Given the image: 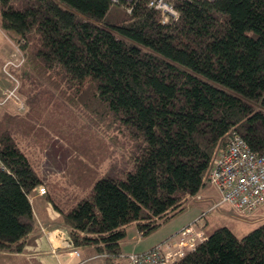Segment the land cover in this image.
<instances>
[{
    "label": "trees",
    "instance_id": "1",
    "mask_svg": "<svg viewBox=\"0 0 264 264\" xmlns=\"http://www.w3.org/2000/svg\"><path fill=\"white\" fill-rule=\"evenodd\" d=\"M148 2L135 0L128 14L111 0H0V28L44 87L28 93L26 118L0 121V264L36 229L29 195L42 179L17 138L44 97L83 110L109 149L112 131L131 143L122 169L101 174L85 137L89 155L76 162L94 175L90 192L77 199L66 188L77 199L66 209L49 197L72 247L106 264H128L129 226L145 238L185 212L234 136L264 154V0H174L178 19L166 23ZM176 264H264V222L242 238L218 228Z\"/></svg>",
    "mask_w": 264,
    "mask_h": 264
},
{
    "label": "rangeland",
    "instance_id": "2",
    "mask_svg": "<svg viewBox=\"0 0 264 264\" xmlns=\"http://www.w3.org/2000/svg\"><path fill=\"white\" fill-rule=\"evenodd\" d=\"M8 39L11 42V55L3 66L4 73L1 74L0 121L6 114L12 117L26 118L27 111H29L28 104H30L28 93L34 96L36 93L40 94L41 89L44 88L40 79H35L38 75H26L23 68L26 59L21 50V44L12 41L9 37ZM8 63L12 65L6 66ZM42 102L48 105L43 106V111H40L39 105L37 106L31 123L33 125L28 122L31 125L28 130L21 126L22 135L17 138V141L20 148L30 156L41 175L42 186L40 187L45 189L46 195L44 196H52L58 205L66 209L67 205L65 208V205L61 204L71 196L64 190L71 188L77 199L87 196L91 189L87 177L93 175L92 171L104 174L110 167L117 170L115 172H119L123 167V157L127 151L131 152V143L118 132L112 131L109 136H116L118 145L109 149L106 142L110 143L111 140L107 137L108 140L105 139L104 142L103 138L93 135L90 116L83 110L80 108L81 111L77 110L70 105L63 106L62 103L46 97ZM33 128L34 130H32ZM60 132H62V137L59 136ZM90 136L93 138L91 141L92 155H101V160L104 162L100 169L91 162L92 171L82 164L86 170L91 172V174H87L86 171L87 175L83 176L81 165L76 162V158L79 152H81L80 158L89 155L88 151H83L81 142H84L85 137L88 139ZM63 137H66L65 140ZM21 139L23 143H20ZM39 188L29 195L30 199L34 198ZM46 202L51 204L47 200ZM218 202V195L209 186L197 198H192L187 202L185 212L162 225L148 237L142 238L134 226H129L126 230L127 237L121 244L123 256L148 252L175 231L196 221L206 235L218 228H227L237 238L244 237L264 222V205L250 216L238 217L228 205H218Z\"/></svg>",
    "mask_w": 264,
    "mask_h": 264
},
{
    "label": "built area",
    "instance_id": "3",
    "mask_svg": "<svg viewBox=\"0 0 264 264\" xmlns=\"http://www.w3.org/2000/svg\"><path fill=\"white\" fill-rule=\"evenodd\" d=\"M119 1L125 5L126 12L131 13L135 0H111L112 3ZM173 1L149 0L148 8L161 14L162 23L176 21L178 12ZM9 65L12 64H6ZM0 170L6 171L1 158ZM208 181L209 186L218 195V205H228L238 217L250 216L264 205V154L253 153L242 138L234 136L227 150L214 163ZM37 191L40 196L46 195L42 187ZM205 240V232L196 221L150 251L123 256V258L128 264H176L186 254L195 251ZM69 246L72 248L70 242ZM75 254L78 256L76 251Z\"/></svg>",
    "mask_w": 264,
    "mask_h": 264
},
{
    "label": "crops",
    "instance_id": "4",
    "mask_svg": "<svg viewBox=\"0 0 264 264\" xmlns=\"http://www.w3.org/2000/svg\"><path fill=\"white\" fill-rule=\"evenodd\" d=\"M10 55L11 42L0 28V84L1 74L4 73L2 70L3 66ZM69 189L73 192L71 188ZM73 193L75 196V192ZM49 197L50 195L40 196L37 191L34 198H29L36 221V229L28 238L25 251L14 257L12 264H106L102 257L91 256L87 249H74L69 246L67 231L61 223L59 212L53 208ZM45 199L52 205H49ZM75 200L71 198L68 200L69 202L67 201V204L65 202L63 205H65V208L67 205L68 208L76 202ZM180 230L175 231L171 236ZM171 236L163 241L169 239ZM75 251L78 253V256L75 254Z\"/></svg>",
    "mask_w": 264,
    "mask_h": 264
}]
</instances>
